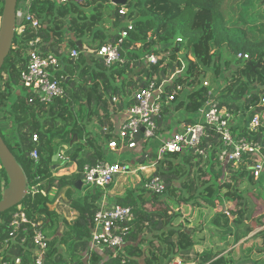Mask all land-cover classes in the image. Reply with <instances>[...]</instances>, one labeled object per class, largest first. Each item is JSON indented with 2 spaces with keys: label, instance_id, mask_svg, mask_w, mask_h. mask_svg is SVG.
I'll return each mask as SVG.
<instances>
[{
  "label": "trees",
  "instance_id": "obj_1",
  "mask_svg": "<svg viewBox=\"0 0 264 264\" xmlns=\"http://www.w3.org/2000/svg\"><path fill=\"white\" fill-rule=\"evenodd\" d=\"M261 1L128 0L122 7L112 5L110 0H67L64 4L56 0H28V12L38 20L40 28L33 30L26 26L21 34L15 33L1 68L0 136L22 169L27 187L38 178L40 189L46 192L28 194L19 205L29 220L43 223L44 234L49 239L43 264H87L83 254L101 196L94 192L78 198L74 185L85 164L104 161L100 144L87 126L95 118L104 124L108 110L120 111L126 98V104L131 105L130 96L141 84L153 81L160 85L173 76L165 84L164 92H176L179 88L174 108L190 114L185 119L188 123L194 122L191 115L197 113L211 90L219 107L234 116L239 111L250 113L247 123L254 113L262 114L263 108L249 112L264 97V4ZM2 6L0 0V16ZM122 8L125 16L119 15ZM17 17L16 27L22 23V18L18 14ZM128 23H132L133 29L121 45L123 64L106 68L95 53L105 43L116 42ZM36 37L43 43V53L58 58V76L64 78V96L49 106L39 103L35 94L24 89L23 93H13L21 86L20 74L27 64L28 43ZM77 41L80 46L76 45ZM72 49L79 51L76 59L69 56ZM238 54L248 55L249 60L238 59ZM149 55H155L157 62L145 68L140 59ZM248 63L259 67L253 70ZM207 77L211 82L204 86ZM113 100L118 104H113ZM240 133L249 140L264 143V118L256 130L250 131L244 125ZM34 134L38 136L37 146L31 141ZM74 136L77 141L64 151L63 146ZM112 137L110 130L102 142ZM207 144L212 147L207 149ZM36 147L39 157L34 162L30 153ZM60 148L67 158L62 167L52 172V166L56 165L52 158ZM200 148L204 149V156L188 150L182 154L167 153L157 161L156 173L165 184L162 194L136 187L116 200V204L133 211L127 242L118 258L94 255L90 264H122V257L124 264H170L176 258L194 264L235 263L230 258L231 251L219 256L231 247L228 241L219 253L192 254L194 234L201 232L204 222L201 220L206 218L205 228L210 235L221 234L224 238L234 235L235 244L245 237L247 231L240 226L252 219L254 204L248 199L253 194L243 186H258L260 192L255 197L264 203V173L253 179L251 168L255 156H243L238 163H220L216 152L221 143L210 127H206ZM68 157L76 159V172L56 176L59 169L71 163ZM154 161L156 151H142L140 164ZM7 184L8 177L0 164V200ZM55 203L60 212L51 208ZM225 203L232 205L227 210L229 216ZM178 208L188 209L187 214L180 213ZM17 209L18 206L0 214V260L10 263L19 258L21 264H32L29 239L23 244L22 233L13 238L8 236L9 223ZM196 210L201 211L197 219L192 218ZM71 213L73 216L69 217ZM191 219L199 226L191 225ZM259 219L263 223L256 224L261 227L264 214ZM254 239H257L254 247L242 251L248 255L264 253V231ZM254 264H264V257Z\"/></svg>",
  "mask_w": 264,
  "mask_h": 264
},
{
  "label": "built area",
  "instance_id": "obj_2",
  "mask_svg": "<svg viewBox=\"0 0 264 264\" xmlns=\"http://www.w3.org/2000/svg\"><path fill=\"white\" fill-rule=\"evenodd\" d=\"M60 4H64L67 0H56ZM28 0L22 2L17 14L22 18V23L15 27V33L21 34L26 26L33 30L40 28L38 20L34 15L28 12ZM119 15L125 16V9L119 10ZM132 23H128L126 29L120 32L116 42H108L102 45L95 53V56L101 59L106 68H110L115 64H123V58L120 55L121 45L124 39L132 31ZM179 41V40H178ZM43 43L39 37L32 39L28 43L27 64L25 69L20 74V84L28 92L36 95L39 103L49 106L57 98L64 96V87L62 85L63 77L58 76L60 70V62L58 58L51 53H43L41 48ZM79 51L72 49L69 56L76 59ZM238 59L245 61L249 60L248 55L238 54ZM190 59V58H189ZM142 66L149 68L156 64L157 57L149 55L140 59ZM181 66L184 67L183 60H180ZM179 73V72H177ZM173 76L162 81L160 85H156L153 81L146 85H141L140 88L132 93V104L128 106L127 116L118 127L115 139L109 141L104 147L107 151L116 152L124 149L134 150L137 147L149 146L150 143L157 138L158 133L166 127V120L169 119L175 112L173 104L177 91H172L168 94L164 92V86L171 82ZM208 86V82L203 83ZM183 93L184 91H180ZM178 96V95H177ZM256 108L264 109V97L260 98V102L249 109L253 112ZM165 110L167 113H165ZM250 113H242L239 111L236 116L224 107H219V101L215 98L214 90L208 93V98L205 103L198 109L197 113L191 115L194 117V122L188 123L187 120H178L180 123L172 127L174 132L170 137L163 141L156 150V162L150 165H138L134 171H131L128 166L118 162L109 163L106 161L96 162L93 165L85 164L80 172L83 184L95 189L105 190L113 182L115 175H129L130 173L142 174L145 180L140 186L144 190L160 195L165 191V184L161 177L156 173V163L165 154H182L184 151L194 150L198 156H204V149L200 148L201 142L205 136L206 127H210L221 143V148L216 152V156L220 163H238L242 161L243 156H255L256 162L251 168L254 180L260 178L264 173V143L249 140L240 132L244 125L250 131L256 130L264 118L262 114L254 113L247 123ZM187 119V118H186ZM172 120V119H171ZM169 119V121H171ZM161 123L159 124V122ZM31 141L37 146L38 136L34 134ZM212 144H207L209 149ZM39 157L38 148L36 147L31 153L30 158L37 162ZM58 159L65 161L66 157L62 151L58 152ZM76 172V170H75ZM59 173V172H58ZM56 173V176H61ZM27 191V195H36L38 193L46 194L40 189L38 178H35ZM103 195V196H102ZM101 197H104L102 194ZM97 211L92 218V226L89 237L87 250L83 254V259L87 264L94 255H99L103 258H118L119 253L125 246L126 237L130 233L134 219L133 211L128 206L113 204L105 206L97 203ZM226 214L228 207L225 208ZM23 234L21 243H26L27 239L32 245V264H43L46 256L49 239L43 231L42 221L29 220L21 207L18 205L17 211L12 215L9 223L10 238ZM19 258L12 262H5L2 259L0 264H21ZM121 263L124 264V258H121ZM170 264H186L180 259H174Z\"/></svg>",
  "mask_w": 264,
  "mask_h": 264
},
{
  "label": "crops",
  "instance_id": "obj_3",
  "mask_svg": "<svg viewBox=\"0 0 264 264\" xmlns=\"http://www.w3.org/2000/svg\"><path fill=\"white\" fill-rule=\"evenodd\" d=\"M68 38H69V35L66 37V39H68ZM65 46H66V40L64 41L63 47H65ZM86 56L89 57L90 54L88 53V55H86ZM131 97H132V95L130 96V98ZM125 101H127V98H126V100H124V105L120 111L115 112L112 109L108 110L107 118H105L103 121L104 124H99L101 122H99V120H97L95 118L92 123L88 124L87 130H89L91 132V134H92L91 136L94 137L98 141V143L100 144L101 151H102V154L104 156V161L109 162V163L110 162L111 163L118 162L120 164L128 166V168H130L131 171H134L136 169V167L138 165H140L139 158L142 156V151H146V152L156 151L157 148L161 145V143L163 141H165L166 139H168L170 137L171 133L174 132V129H172V127L180 124L178 122V120L189 118L190 114L185 112L182 108L175 110L174 114H172V116L169 118L170 120L171 119L172 120L171 121H169V119L166 120V127L158 133L157 138L154 139L150 143L149 146H142V147L139 146L134 150L124 149L122 151L110 152V151H107L106 149H104V147L107 145V143L109 141L108 142H102V140L104 139L105 136H107L110 133V130H111V134L113 136L111 140L115 139V135H116V132L118 130V127L121 125V123L125 120V118L127 116V109H128L129 105H127ZM112 103L118 104V101L113 100ZM1 127H3V126H1ZM76 141H77V139H76ZM76 141H74V142H76ZM65 146H68V145H65ZM63 150L65 151L66 149L63 148ZM63 150H61V148H60V149H58L57 152L62 151L64 153ZM65 157H66V155H65ZM68 160L71 163L68 165V167L63 168V169L62 168L59 169L58 174L67 175V174H71V173L75 172V170H76V164H75L76 159L75 158L69 159V157H68ZM55 163H56V165H54V166H56L58 168V167H62L64 162L60 161L58 159L57 162H55ZM150 164H148V165H150ZM128 177L131 178V181L129 184L127 182ZM144 180H145V176H143L142 174L130 173L129 175H119L116 178L113 185L111 184L112 186L110 185L107 187V189H106L107 192H105L103 198L101 197L99 199L98 204L100 203V204L105 205V206L106 205L112 206L113 204H115L117 199H119L120 197H123L125 195V193L128 189L140 187L142 185V183L144 182ZM255 199L257 201H260L257 198H255ZM228 204H230V203H228ZM263 205H264V203H263ZM225 206L228 207L227 204ZM71 215L73 216V213H71ZM253 218L254 217H252V219ZM193 220L194 219H191L189 223L191 224L193 222ZM258 228H262L261 232L259 233V234H261L264 231V225H262L261 227H258ZM258 228H253L252 229L253 231L251 230L252 232H250V234L248 232L246 234V236L243 237L242 239H240L238 241V243H236V244L234 243V235H227V237L224 238V237H222L221 234H216V235L211 234L210 235L208 229L201 228V232H199L198 234H194L195 245L193 247L192 254L200 256L205 251H209L212 254L219 253V252L224 250V244H226V242L228 241L231 244V247L228 249L226 248L219 256L228 254L231 251L230 252V258H232L233 261H235L234 264H254L256 261H258L257 259H255V261H252V260L243 261V258L246 256L245 252H243V251H245V249H247V248L243 249V251H241V253H240V248H243L242 246L247 245V243L250 244L248 246L249 249L254 247L253 245L257 242V239H254V238H255V236L259 235L257 232ZM187 233L191 234V231H187ZM234 251L237 252L236 255H234ZM247 257H249L248 253H247ZM91 259H90V261H91ZM83 260L85 261V259H83ZM186 264H194V262L190 261V262H186Z\"/></svg>",
  "mask_w": 264,
  "mask_h": 264
},
{
  "label": "water",
  "instance_id": "obj_4",
  "mask_svg": "<svg viewBox=\"0 0 264 264\" xmlns=\"http://www.w3.org/2000/svg\"><path fill=\"white\" fill-rule=\"evenodd\" d=\"M111 4L114 6H126L128 0H110ZM264 4V0L262 1ZM17 4L18 0H3L2 12L0 16V71L7 58L13 44V39L15 36L16 27V16H17ZM76 45H81L80 41L76 42ZM249 66L254 70L259 67V65H252L248 63ZM77 137L74 136L69 142L68 146H63L64 149L70 147ZM58 152L53 156L52 162H57ZM0 164L4 169L7 177L8 184L3 190L2 197L0 200V214L5 211L17 207L23 201L27 195V182L24 173L16 159L8 149L7 145L0 136ZM57 167L53 166L52 170ZM118 176L115 175L113 178V183ZM111 185V186H112ZM83 186L82 177H80L75 183L74 187L80 190Z\"/></svg>",
  "mask_w": 264,
  "mask_h": 264
},
{
  "label": "rangeland",
  "instance_id": "obj_5",
  "mask_svg": "<svg viewBox=\"0 0 264 264\" xmlns=\"http://www.w3.org/2000/svg\"><path fill=\"white\" fill-rule=\"evenodd\" d=\"M24 0H18V6H21V4H22V2H23ZM263 1V0H262ZM262 1H261V3H262ZM17 17V16H16ZM19 19V17H17V20ZM125 22V21H124ZM182 56H183V54H182ZM183 58V57H182ZM206 81L209 83V82H211V80H210V78L209 77H207L206 78ZM216 86V88L218 87V84L217 85H215ZM24 88L23 87H21L20 86V88L19 89H17L15 92H13V93H17V91H21L22 93H23V91L25 90H23ZM3 127H5V126H3ZM148 145H150V141L148 142ZM56 170V169H55ZM55 170H52V172H55ZM55 174V173H54ZM130 181H131V178L130 177H128V180H127V182H128V184L130 183ZM244 187V189L247 191V192H250L251 194H253V195H251L250 196V198H248L253 204H254V209H253V211H254V213H253V219H251L250 221H248V222H246V223H244L242 226H240V228H242L243 230H245V231H247V233L249 232V234H250V232H252L253 230V228H258V227H260V226H258V224H262L263 223V221L261 220V219H259V216H261L262 214H264V205H263V203H261L260 201H257L255 198H257V197H255L256 196V194L258 193V192H260V189L258 188V186H243ZM242 187V188H243ZM94 192H97V193H99L100 194V196L102 195V194H105V192H107V190L105 189V190H101V189H95V188H92V187H89V186H87L86 184H83V187H82V189L81 190H77L76 191V197H78V198H84V197H88V196H91ZM55 195V194H54ZM53 193H52V191H51V194H50V199H51V201L53 200ZM161 200H167L168 202H169V200L167 199V198H161ZM227 203H225V205H226ZM227 206L229 207V208H231L232 207V205L231 204H227ZM172 207H174V205H172ZM51 208H53V209H58V211L60 212V207H58V204L57 203H55V204H53L52 206H51ZM232 209V208H231ZM178 210H179V212L181 213V212H183V214L184 215H186L187 214V211H188V209L186 210V211H184V209L183 208H178ZM200 213H201V211L199 212V211H195L194 213H192V215H193V217L192 218H198L199 217V215H200ZM69 217H72V215L70 214L69 215ZM203 220H204V222H203ZM206 218L204 219V218H202V222L203 223H201V227H203V228H205L206 226H207V223H206ZM179 221L177 220V223H178ZM195 222L196 221H194L193 220V222L191 223V224H194V226L195 227H198L199 225H198V223H196L195 224ZM181 223H182V225H183V222L181 221ZM256 223H258V224H256ZM257 225V226H256ZM252 230V231H251ZM261 230H262V228H258V234L261 232ZM250 244H248L247 243V245H245V246H242L243 248H241L240 249V253H241V251L243 250V249H245V248H248V246H249ZM236 251H234V255H236L237 254V252L235 253ZM246 254V259L245 260H252V261H255V259H257V260H260L262 257H264V253H261V254H255V255H251V254H249V257H247V253H245Z\"/></svg>",
  "mask_w": 264,
  "mask_h": 264
}]
</instances>
